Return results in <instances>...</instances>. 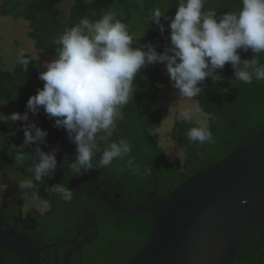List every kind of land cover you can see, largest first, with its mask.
<instances>
[{
	"label": "trees",
	"instance_id": "trees-1",
	"mask_svg": "<svg viewBox=\"0 0 264 264\" xmlns=\"http://www.w3.org/2000/svg\"><path fill=\"white\" fill-rule=\"evenodd\" d=\"M111 1L113 9L119 10L117 7L120 6L119 17L124 20L125 25L131 28H134L135 22H139L140 13L149 17L143 35L136 40L133 39V47H146L150 43L159 53L169 45V34L166 29L162 34L159 26L152 22L153 15H150V7L154 0H139L137 6L133 3L127 4L123 0V2L120 0L119 4L115 0ZM61 2L62 0H32L20 12L11 10L15 17L22 16L30 21L29 35L34 39L36 47L53 55H55L56 48V45L52 43L53 38L62 33L65 28L78 23L82 17H87L86 0H75L68 21L62 22L59 9ZM177 4L178 0H168L164 14L173 17ZM240 7L241 0H207L205 4V9L215 10L217 16L226 12L238 11ZM165 23L168 25L169 21L165 19ZM238 51L242 59H250L254 55L251 50ZM22 58L30 60L26 69L18 62ZM260 60L264 63V54H261ZM18 61L13 71L5 70L0 65V100L13 102L19 113H24L27 111L28 98L34 95L38 88L43 87V82L38 78L41 69L30 54L24 53ZM218 70L220 77L206 78L202 82L203 91L195 97L202 111L213 113L216 116L215 120L209 122L215 143L199 145L187 140L186 132L194 126L195 122L190 123L177 119L173 126V136L187 153L184 164L180 160H169L153 133V130L161 125L162 118L168 112L166 107L153 108L157 93L166 89L167 85L161 63L149 64L141 68L136 75L133 81L135 88L133 100L125 108L124 118L118 124L117 133L123 129V126H126V130L122 136L112 138L114 140L126 139L132 145L129 157L114 161L113 167L121 189L134 197L133 204L151 196L156 184L151 172L148 176H144L129 170L127 160L130 157L134 158L135 164L140 165L142 170L148 167L156 173L161 186L168 187L162 195L166 196L186 178L227 156L262 129L264 125V81L254 80L251 84H243L235 79L234 70L230 64ZM29 119L48 133L45 138L46 143L40 145L42 150L58 149L56 152L58 167L55 174L50 178H45L42 184H35L33 189H28L30 195L42 198L49 203L50 209L43 213L31 208L24 213V200L21 197H13L0 205V222L6 221L7 224L20 231H37L48 243L64 236L72 238L82 224L84 216L82 202L86 201L83 193L77 188H86L88 195H94L88 172L84 175H74L67 166L60 167L65 161L72 162L75 148L69 143L67 132L63 128L54 127V118L50 119L46 116L43 108L35 115L29 112ZM0 135L4 136L0 161L11 162L20 172L31 177L28 167L32 161L28 160L20 166L14 163L12 156L14 149L11 146H20L23 143L22 128L0 125ZM34 147L33 145L24 150L31 153ZM93 171L95 176L99 175L95 168ZM102 181L104 179L100 180L99 186L104 191ZM57 182L73 190L74 195L70 202H65L45 190L47 186ZM110 184H113L112 180H109ZM104 194L115 205L119 204L113 194L105 191ZM94 211L103 219L100 235L82 252L74 254L71 264H77L80 257L83 258L81 264H125L145 245L152 234L154 220L149 214L123 215L112 211L103 203L96 205ZM122 242L136 243L137 246L134 250L120 249L118 245ZM54 250H51V254ZM58 256L61 258L59 262L61 264L64 248L58 252ZM54 260L52 256L51 261L44 262L55 264ZM0 264H26V262L19 255L0 248ZM234 264H264V231L240 249Z\"/></svg>",
	"mask_w": 264,
	"mask_h": 264
},
{
	"label": "clouds",
	"instance_id": "clouds-1",
	"mask_svg": "<svg viewBox=\"0 0 264 264\" xmlns=\"http://www.w3.org/2000/svg\"><path fill=\"white\" fill-rule=\"evenodd\" d=\"M206 3L207 0H178L173 17L162 14L159 8L154 10L152 22L160 32L165 31L162 17L169 21L170 29V43L159 53L150 43L133 47V37L125 23L111 13H104L96 21L82 17L54 37V58L44 62V70L38 75L43 87L28 98L27 111L9 115L0 112V122H25L20 126L23 143L11 146L15 164L23 166L32 161L28 167L31 178L17 181L19 189L42 184L58 167V149L42 150L40 145L46 143L48 133L29 119V112L35 115L43 108L46 116L54 118V127L67 132L76 144L75 155L71 163L65 161L60 167L67 166L74 175H84L129 157L131 143L112 138L119 131L118 122L124 118L126 106L133 100V81L141 68L163 63L178 96L187 100L203 91L206 78L220 77L215 72L226 64L243 84L264 81V63L260 60L264 54V0H241L238 11L219 16L215 10H206ZM238 50H251L254 55L242 59ZM18 62L26 69L30 60L22 58ZM179 117L190 123L195 120L186 132L190 143H215L209 123L216 119L215 114L193 106L181 110ZM33 145V152L24 150ZM127 166L137 175L150 174V169L142 170L134 158L127 160ZM3 190L6 185H0ZM45 190L65 202L74 195L61 182Z\"/></svg>",
	"mask_w": 264,
	"mask_h": 264
},
{
	"label": "water",
	"instance_id": "water-1",
	"mask_svg": "<svg viewBox=\"0 0 264 264\" xmlns=\"http://www.w3.org/2000/svg\"><path fill=\"white\" fill-rule=\"evenodd\" d=\"M68 141L76 149L69 137ZM153 175L156 188L152 195L121 208L104 195L98 184L100 177L90 170L96 198L85 188H77L86 198L82 202L85 218L74 237L42 245L27 231L6 224L0 227V247L19 255L26 264H46L41 254L56 248L54 261L59 264L57 251L72 246L62 258V264H71L72 256L96 237L89 235V229L96 226L93 208L98 201L116 213L149 214L154 220L149 240L125 264H234L240 249L264 231V125L243 145L186 178L166 196L159 194V179ZM112 179L114 187H119L114 176Z\"/></svg>",
	"mask_w": 264,
	"mask_h": 264
},
{
	"label": "rangeland",
	"instance_id": "rangeland-1",
	"mask_svg": "<svg viewBox=\"0 0 264 264\" xmlns=\"http://www.w3.org/2000/svg\"><path fill=\"white\" fill-rule=\"evenodd\" d=\"M31 1L32 0H0V65L5 70L13 71L16 67L18 58L24 53L30 54L37 61L41 71L44 70V62L50 61L54 58L53 54H49L45 50L36 47L34 39L29 35L30 21L22 16L15 17L11 12V10H15L16 12L24 10ZM74 1L75 0H62L59 4L60 20L62 22L68 21ZM123 1H126L127 4L133 3L137 6L139 0ZM167 1L168 0H154L150 7V15H153L156 8H159L161 13L164 14ZM86 2L88 9L87 17L90 20L96 21L100 19L104 13H111L116 19L124 22V20L119 17L121 11L120 6L118 5L117 7L119 10L113 9L114 7L111 0H86ZM115 2H118L119 4L120 0H115ZM139 18V22L134 23V28L126 25L129 34L135 40L143 35L149 20L148 15L143 13H140ZM161 23L164 24L165 29L169 34L170 29L168 28V25H166L164 17L161 18ZM161 66L167 85L166 89L157 93L153 108L160 109L166 107L168 108V112L162 118L161 125L155 128L153 133L157 143L163 147L167 158L169 160H180L184 164L187 153L179 144L178 140L173 136V126L177 119H181L179 117V112L181 110L193 106H199V103L195 98L192 100L180 98L177 94V90L172 86L165 65L161 63ZM215 74L219 75L218 69ZM0 112L9 115L12 112L19 111L13 102L9 100H0ZM23 122L24 121L0 122V125L19 127ZM193 122H195V120ZM2 146L3 137H0V151ZM29 178H31L29 175L20 172L11 162L0 161V185H6V190L0 192V204L6 203L13 197H21L24 200V213L31 208L38 209L41 212L47 209L48 203H46L44 199L30 195L28 189L23 191L19 189L17 181Z\"/></svg>",
	"mask_w": 264,
	"mask_h": 264
},
{
	"label": "flooded vegetation",
	"instance_id": "flooded-vegetation-1",
	"mask_svg": "<svg viewBox=\"0 0 264 264\" xmlns=\"http://www.w3.org/2000/svg\"><path fill=\"white\" fill-rule=\"evenodd\" d=\"M120 123V121L118 122V124ZM125 128V130H126V126H123V129ZM122 129V130H123ZM121 130V131H122ZM125 130H124V132H125ZM120 131V132H121ZM119 132V133H120ZM123 132V133H124ZM119 133H116V135H119ZM123 133H122V135H123ZM121 135V136H122ZM115 136V135H114ZM117 137H120V136H117ZM148 168V167H147ZM148 169H150V168H148ZM96 171H98V173H99V175L98 176H96V177H100V179H99V182H98V184L100 183V180L101 179H104V181H102V186L104 187V191L105 192H108V193H111V194H113L114 195V197L117 199V201H118V205H119V207H121V208H129V207H131V206H133V205H135V204H133V200H134V197L133 196H131V195H129L127 192H125V191H123L122 189H121V187H120V183L116 180V176H115V174H116V171H115V169H114V167H113V165L111 166V167H109V168H107V169H96ZM150 172L153 174V172L154 171H152V169H150ZM155 173V172H154ZM103 174H105V175H103ZM156 174V173H155ZM114 176V178H115V180L118 182V184H119V187L118 186H116V187H114V180L112 179V177ZM153 177H154V175H153ZM107 178H108V180H107ZM159 179V178H158ZM109 180H112V182H113V184H110L109 185ZM156 184V183H155ZM143 185H145L144 183H143ZM100 187V186H99ZM156 188V187H155ZM86 189V188H85ZM101 189V188H100ZM167 189H168V187H163V186H161V184H160V191H159V194L160 195H163V192H165V191H167ZM102 190V189H101ZM92 191H93V189H92ZM104 191H102L103 193H104ZM116 192H118V194H116ZM93 196H91L92 198H96V196H95V193H94V191H93ZM105 195V194H104ZM136 195H138V193H136ZM142 201V200H141ZM47 203V202H46ZM99 203H102V202H100V201H98V202H96L95 204H94V208H93V210L95 209V207H96V205H98ZM1 205V204H0ZM117 205V206H118ZM82 207L85 209V206H83L82 205ZM50 209V204L48 203V207H47V209L45 210V211H43V213L44 212H46L47 210H49ZM38 210V209H37ZM41 212V211H40ZM95 212V211H94ZM84 214V213H83ZM96 214V213H95ZM96 216H97V218H96V221H95V224H96V226L94 225L93 227H91L90 229H89V235H91V236H96L95 237V239L91 242V244L99 237V235H100V232H101V223H102V218H100V216L98 215V214H96ZM84 218H85V215L83 216V220H84ZM83 220H82V222H83ZM7 224V222L6 221H1L0 222V227H2V226H5ZM12 226V225H11ZM13 227V226H12ZM14 229H16V230H18V231H20L18 228H16V227H13ZM24 231V230H23ZM25 231H27L31 236H34L35 237V239L36 240H41V244L42 245H44V244H47L48 242H46V240H45V238L43 237V236H41L37 231H34V232H31V231H28V230H25ZM76 234V233H75ZM74 234V235H75ZM74 235L72 236V237H74ZM85 237V234H83L80 238H79V240L78 241H81L83 238ZM48 241V240H47ZM136 246H137V244L136 243H132V242H122V243H120L119 245H118V248H120V249H125V250H134L135 248H136ZM1 248V247H0ZM64 248V255H65V253L68 251V249H70V248H72V246H65V247H63ZM63 248H61V249H59L58 251H57V255H58V252L60 251V250H62ZM4 249V248H3ZM56 250V248H52L51 250ZM6 250V249H5ZM51 250H48V251H45V252H43L42 254H41V256H42V259L44 260V261H51V257L53 256L54 258H55V250H54V252H53V254H51ZM7 251H9V250H7ZM63 257V256H62ZM61 259V258H60ZM72 259H73V256H72ZM60 262V261H59ZM72 262V261H71ZM61 264H62V262H61Z\"/></svg>",
	"mask_w": 264,
	"mask_h": 264
},
{
	"label": "crops",
	"instance_id": "crops-1",
	"mask_svg": "<svg viewBox=\"0 0 264 264\" xmlns=\"http://www.w3.org/2000/svg\"><path fill=\"white\" fill-rule=\"evenodd\" d=\"M9 200H10V199H9ZM9 200H8V201H9ZM45 210H46V209H45ZM45 210H44V211H45Z\"/></svg>",
	"mask_w": 264,
	"mask_h": 264
}]
</instances>
